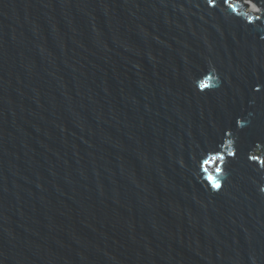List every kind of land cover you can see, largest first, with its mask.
<instances>
[{"label":"water","instance_id":"water-1","mask_svg":"<svg viewBox=\"0 0 264 264\" xmlns=\"http://www.w3.org/2000/svg\"><path fill=\"white\" fill-rule=\"evenodd\" d=\"M0 264H264V0H0Z\"/></svg>","mask_w":264,"mask_h":264},{"label":"trees","instance_id":"trees-1","mask_svg":"<svg viewBox=\"0 0 264 264\" xmlns=\"http://www.w3.org/2000/svg\"><path fill=\"white\" fill-rule=\"evenodd\" d=\"M256 154L259 155V156H261V153H259V152H257ZM210 162H211L212 164L217 163V162H218V157H213V158H211V159H210Z\"/></svg>","mask_w":264,"mask_h":264},{"label":"snow or ice","instance_id":"snow-or-ice-1","mask_svg":"<svg viewBox=\"0 0 264 264\" xmlns=\"http://www.w3.org/2000/svg\"><path fill=\"white\" fill-rule=\"evenodd\" d=\"M212 2V0H210V3ZM214 187H217V188H219L220 187V185L219 184H214L213 185Z\"/></svg>","mask_w":264,"mask_h":264}]
</instances>
